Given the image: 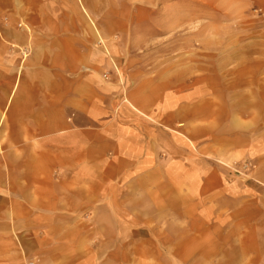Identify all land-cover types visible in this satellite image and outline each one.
<instances>
[{
    "label": "crops",
    "instance_id": "1",
    "mask_svg": "<svg viewBox=\"0 0 264 264\" xmlns=\"http://www.w3.org/2000/svg\"><path fill=\"white\" fill-rule=\"evenodd\" d=\"M115 2L8 0L27 25L8 28V48L0 42V264H125L127 238L153 219L142 201L159 208L166 196L165 210L187 215L183 187L199 160L182 130L204 119V65L190 80L183 58L119 53L126 35ZM253 55L246 63L264 62V52ZM259 70L255 87L245 69L244 93L258 88L264 107ZM194 79L203 104L188 118ZM174 121L180 135L157 128Z\"/></svg>",
    "mask_w": 264,
    "mask_h": 264
},
{
    "label": "rangeland",
    "instance_id": "2",
    "mask_svg": "<svg viewBox=\"0 0 264 264\" xmlns=\"http://www.w3.org/2000/svg\"><path fill=\"white\" fill-rule=\"evenodd\" d=\"M116 1L110 7L120 10L126 35L119 53L148 52L165 64L183 58L190 80L203 64L209 91L204 119L190 121L187 130L177 121L172 130L157 125L172 135H180L181 128L189 157L199 160V172H190L183 187L187 215L180 219L165 210L166 196L159 208L142 201V214L153 219L133 230L140 237L127 238L125 264H264V107L258 88L244 93L250 79L245 69L255 70L253 86L261 81L255 72L264 62L246 63V54L264 52V0ZM13 25L27 24L8 11V0H0V42L7 48ZM151 34L161 35L156 44H139ZM196 85L194 79L184 94L188 118L203 104ZM174 198L180 202L179 195Z\"/></svg>",
    "mask_w": 264,
    "mask_h": 264
},
{
    "label": "built area",
    "instance_id": "3",
    "mask_svg": "<svg viewBox=\"0 0 264 264\" xmlns=\"http://www.w3.org/2000/svg\"><path fill=\"white\" fill-rule=\"evenodd\" d=\"M30 264H32V263H30Z\"/></svg>",
    "mask_w": 264,
    "mask_h": 264
}]
</instances>
